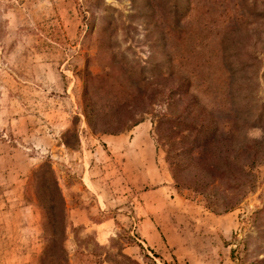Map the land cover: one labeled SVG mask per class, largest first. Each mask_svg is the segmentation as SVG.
<instances>
[{
	"label": "rangeland",
	"instance_id": "obj_1",
	"mask_svg": "<svg viewBox=\"0 0 264 264\" xmlns=\"http://www.w3.org/2000/svg\"><path fill=\"white\" fill-rule=\"evenodd\" d=\"M0 264H264V0H0Z\"/></svg>",
	"mask_w": 264,
	"mask_h": 264
},
{
	"label": "trees",
	"instance_id": "obj_2",
	"mask_svg": "<svg viewBox=\"0 0 264 264\" xmlns=\"http://www.w3.org/2000/svg\"><path fill=\"white\" fill-rule=\"evenodd\" d=\"M170 92H172L173 93V90H171ZM127 120H129L130 121V125H134L135 124V122H137V119H134L133 117H130L129 119H127ZM126 124V123H125ZM189 125H191V126H189V127H186L185 129H187V130H189L192 134H193V136H194V138L192 139V140H194V139H196L197 140V134L198 133H200V132H203V131H205V129H206V127L203 125H194L193 123H190ZM125 128L127 127V126H124ZM123 128V126H121L119 129H117V131H120L121 129ZM104 131H107V130H103L102 132H104ZM108 132H110V131H108ZM179 133V136H180V132H178ZM190 134H185V135H182V136H180V138H179V141L177 142V143H179V144H181L183 141H185V138L187 137V136H189ZM180 145L178 146V149L177 150H179L180 149ZM196 147V146H195ZM192 159H195L194 161H198L199 160V157L198 156H193L192 155ZM198 166V165H197ZM197 166H195V167H193V168H195V171H198V169H199V167H197ZM211 169V171H212V168H213V163H209V165H207L206 166V169ZM173 177H174V175H173ZM175 178V177H174ZM229 207H226V208H224V210H227Z\"/></svg>",
	"mask_w": 264,
	"mask_h": 264
},
{
	"label": "crops",
	"instance_id": "obj_3",
	"mask_svg": "<svg viewBox=\"0 0 264 264\" xmlns=\"http://www.w3.org/2000/svg\"><path fill=\"white\" fill-rule=\"evenodd\" d=\"M142 174H140V176H141ZM141 177H145V175H143V176H141ZM145 181H146V177H145V179H144Z\"/></svg>",
	"mask_w": 264,
	"mask_h": 264
}]
</instances>
